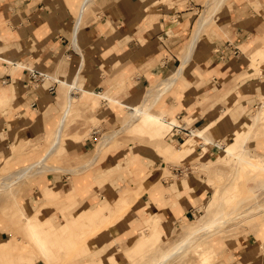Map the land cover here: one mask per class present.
<instances>
[{
  "label": "crops",
  "instance_id": "1",
  "mask_svg": "<svg viewBox=\"0 0 264 264\" xmlns=\"http://www.w3.org/2000/svg\"><path fill=\"white\" fill-rule=\"evenodd\" d=\"M208 1L176 0L170 7L160 3L153 11L155 0H0V104L11 100L8 109L12 110H0V165L9 160L10 165L22 166L51 147L52 131L63 118L67 97L70 113L75 89L77 99L90 95L81 101L80 108L83 113L96 109L87 116L98 120L106 133L123 123L128 106H133L130 103H137L138 93L184 65V79L167 89L156 111L177 120L193 118V128L217 120L211 138L223 143L236 134V140L227 146L238 150L237 142L244 140L239 130L264 92L262 75L253 73L257 61L264 57V0H229L224 20L212 18L191 49L198 19ZM12 67H16L13 72ZM30 69L45 72L46 80L32 85ZM91 127L93 121L68 125L69 134L79 136ZM99 135L100 130L95 129L69 141L62 157L64 164L74 166L94 158ZM251 142L264 143V135ZM23 143L27 148L40 147L17 155L14 146L22 147ZM198 148L203 149V145ZM210 148L221 146L216 143ZM127 150L112 148L104 158L99 153L84 172L45 173V181L63 194L81 188L78 199L85 207L95 208L114 199L128 185L133 176L129 167L136 155L146 166L159 164V154L151 145ZM122 151L130 157H119ZM107 175H112L109 181L99 185L97 180ZM195 182L186 183L197 185ZM143 202L144 215L159 212L151 197ZM177 204L168 206L164 221L191 220L196 215V204ZM177 208L180 213H176ZM259 247H263L261 239L253 235L238 247L235 259L258 264Z\"/></svg>",
  "mask_w": 264,
  "mask_h": 264
},
{
  "label": "rangeland",
  "instance_id": "2",
  "mask_svg": "<svg viewBox=\"0 0 264 264\" xmlns=\"http://www.w3.org/2000/svg\"><path fill=\"white\" fill-rule=\"evenodd\" d=\"M211 1L212 0L208 1L206 9L203 11L204 16L207 17L211 14V19L212 16L214 18L213 21L222 22L224 20V16L227 14L226 4L229 2V0H224V3L222 5H220V1L222 0H218L219 5L216 1V4H214V2H212V5L209 4ZM175 2L176 0H155V3L151 5L150 10L157 11V6L160 3H167L170 7ZM218 7L220 8L218 9ZM202 13L200 17L202 16ZM207 23L205 24V26L207 25ZM195 45L192 48H194ZM252 62L253 64L255 63V61ZM256 66L257 67H254L253 73H260L264 80V57L260 58L257 61ZM11 69L13 72L16 67H12ZM166 79H161L163 81L159 83H163ZM179 79H184L183 72L182 76ZM73 82L75 83L76 80H73ZM155 85L156 84L145 87L143 91H141V93L137 94V97L139 98H137V103H130V105L133 106H138L140 104L142 105L143 103L145 104V107L151 106V108H149L148 110L149 113L143 114L140 120L130 122L129 125L124 130H122L121 133H118L110 141V145L107 144L104 146L100 145V143L103 136H105V134H107L108 132L105 133L102 131V127L99 126L98 120L91 119L89 118V116H87V113L92 114L96 109L93 108L95 110H87L88 112L85 111L83 113L80 108L81 101L84 102L88 100L90 98V95L88 94V96L85 98H82L80 95L79 99H77L76 89L73 91V103L70 108V113L67 116L66 128L63 132L61 145L59 146L57 152L47 160V163L56 166V169L42 171L41 173L37 172L36 175L28 176L26 178L23 177L13 183L12 187H10L11 189H0L1 240L9 238L12 239V237H14L15 235H20V237L18 236L17 238H15V241L17 243L28 244L29 242H31L33 239V231L28 227V225H26L28 216L34 220L35 224L38 225L37 228H34L36 230L38 228L42 229L44 225L47 226L53 224V222L46 220L48 216L51 217L55 224L58 225L62 223L66 218L65 214L62 213V209L64 208L65 211H70L69 216L71 218H74L77 213L83 210H88L87 207H85L86 205H84L78 199L82 194L81 188L79 189L78 195L72 192L70 193L71 196L68 198H61L57 201L49 200L47 194H49L52 190L57 189H54L51 184L46 183L45 173L54 171L66 172V169L69 170L71 168H80L83 164H89L93 158L87 159L84 162L73 166L68 164L65 165L62 157L63 154H65V152L67 151L66 144L69 141H77L84 136L89 135L90 131H94L95 129H97L100 130V135L97 139V147L99 150L97 154L99 155V153H101V158H104L107 152L112 148L121 147V149L124 150L126 148L128 149V153L129 150H139L146 147L147 145L153 146L155 148V151L158 154L160 152L161 154H163V156L159 154L160 161L157 166L149 167L139 163L138 165L134 166V169L132 168V166L129 167V170L131 171L133 176L130 178L128 185L125 186L124 189L119 193H117L114 199H110V201L106 202L110 203V205L107 207L109 209H105L104 214L108 215L109 217L105 216L104 218H106L109 223H107V230L101 233L104 240V243L102 245L103 247L101 246L102 249H97L95 252H91L89 253V255L87 254L84 257H80L78 260L71 259L68 261H63L59 264H94L93 258L98 255L104 256L108 251H110V249L113 248L122 249L123 253L120 260H114L112 262L114 264H154L156 261H154L153 259L156 257V255L158 260V256L162 252H164L166 249L172 248L175 242L190 233V231L192 230L190 229L192 227V224H195V226L205 225L211 221V218L215 216H219L224 221L215 223L212 229L205 231L206 233L204 235H197L198 237L195 238V244L193 245V247L191 246L189 248L190 251L176 254L175 257H171L172 259H170L167 264H189L190 259L194 262V264H201L199 255L197 254L196 250L205 248L208 241H212V246L218 249L221 258L224 259L223 262L220 261L221 264H242L238 262L237 259H235L238 256L237 252L235 251H237L239 248L232 247V244L234 243L235 239L249 241V239L253 235H257V237L261 239V243L263 244V247H259V250H257V253L258 255H260L261 260L258 259L256 262L258 264H264V230L262 235H260V232L258 230V226L261 227L264 224V189L259 185L262 181H264V157H255L256 155H258V153H263L264 155V152H260L262 151L259 146L260 142H256V145L251 142L252 140L257 141L258 139H261V135H264V124L258 122L255 127L256 129H254V131L252 132V135L250 136V140L248 142L247 151L248 154L251 155L250 158L252 159H250L251 161L247 162L246 165L243 166L235 167V161L221 162L222 159L228 157L226 153L227 150L237 152L244 147L242 138L237 142L238 144L236 143L239 147L238 150H233L229 146H227V144L236 140V134L234 138L228 141H224L223 143L220 142V139L214 138L215 141L212 144H215V142L219 141V143H221L224 148L221 147L210 150L212 144L206 142L203 145V149L198 148L199 146H201L199 145L198 147L181 151L182 144L191 139L192 134H190L182 142L175 141V136L169 137V135L167 134L171 131L172 125L175 123H183L188 127H192L191 124H193L194 119L183 118V120H177L176 117L167 118L164 116V118L166 119L165 121L168 122L167 124L164 122V120H159L157 117L154 118L152 116L154 114L160 116L162 115L160 112L156 111V109L159 105L163 104V100L168 93L166 87H164L166 91L161 90V92H164H162L163 94L160 99H158V97L156 96L151 97L150 95V97H147L150 89ZM26 88L27 87L21 88L20 91H24ZM69 100L70 98L67 97V102L65 103L63 109L64 112H66L67 108H69ZM10 101L11 100L1 102L0 110L6 113L11 112L12 110L8 109L9 107H11L9 106ZM263 105L264 99L262 98V95H260L258 107L253 113H251V115H256L257 111ZM129 111L131 110L129 109L128 111H126L123 117V123L120 124V126L117 127L116 130L123 126V124L126 122V120L128 119V114L131 113ZM79 118L82 120H80ZM75 121H82L84 122V125H86L89 121H93V127H91L90 130L88 128L85 135H70V129L68 128V125L71 122ZM262 121H264V118ZM244 122L245 125L242 127V130L240 129V135H243L241 133L248 131L246 130L248 126L249 128H251L252 126V120L250 119V117H248ZM58 126L54 131H52L51 136L53 138L51 143H49L50 145L52 144L51 146H53L56 141ZM150 126H154L155 128H157L160 132V136H158L156 133L151 134L152 132H150L149 129ZM259 127L261 128L259 129ZM36 145L27 148V145L23 143V146L18 147L15 152L17 153V155H21L26 151H30L32 149L40 147L38 144ZM211 151L213 152L211 153ZM124 152L125 151H122L119 157L121 156L122 159L129 158L130 156L128 154H125ZM38 159L26 162L24 165L19 167L10 165L9 160H7L5 164L0 165V184H4L2 179L4 175L11 172H19L27 167H30V164H34V162H37ZM214 163H217V169L219 168L221 170L219 171L222 172L223 175H225V178L223 176L221 177V179L216 178L214 182L210 184V181L208 179V166ZM92 164L93 162L80 172H84V170L91 167ZM231 165H233V168L231 167ZM235 168L240 169L238 179L239 181L236 180L235 183L231 184V182L236 179V176L238 174V172L235 173V171H238L235 170ZM151 170L156 173V181H154L155 183L153 184H149L150 180L152 179L151 176H145ZM111 176L112 175H107L105 183L109 181V178ZM195 177H198L197 180ZM191 180L196 181L195 183H197V185L194 186V188H192L190 192H187L188 194L187 196H185L181 192L182 182H192ZM97 181L99 185H102V182L99 181V179ZM228 181L230 183H228ZM159 183L172 191L173 195L177 198L178 203L196 204V215L192 217L191 220L181 217L179 218L181 219L179 221H164L167 215V208L171 204L159 206V212H156L153 215H144L143 208L146 206V202L143 201L147 199V196L152 198V196L145 194L144 191L148 189V185H157ZM39 185L42 190L39 188ZM75 185H77V182ZM230 185L232 192L229 196H225L224 193L221 192L222 188L223 186L226 187ZM216 190L218 192L220 191L221 193L217 197L216 202L213 203V199L215 197L214 193ZM41 194L44 198L37 200L36 197ZM31 195L33 196L32 198H34L33 200H31ZM123 195H125L126 198ZM121 198L127 199L126 201H128L129 204L125 205L124 213H121L120 215L113 214V210L116 209L117 202ZM139 203L140 205L138 206ZM63 206L64 208H62ZM111 209L113 210L111 211ZM175 210L176 213L181 212L180 208H177ZM219 210H225V213L220 214ZM157 214H159L160 217ZM39 215L43 216L40 217ZM141 218H143V220H141ZM133 224L136 226L137 230L136 234L133 233L132 236ZM155 224L158 225V228L164 234L163 241L160 240L156 242V245L161 244V247L158 249L157 247H159V245L155 247L156 245L153 244V246L151 245L147 247H139L138 245H136L139 238H144L145 236L151 235ZM51 228L55 230V225H53V227ZM11 231L12 233H10ZM60 231L61 230L58 227V232ZM203 232L204 230H200L196 234ZM1 234H4L5 236L2 237ZM110 240L113 241V243H111ZM199 243H201L202 245L198 246ZM124 251H127L128 253H124ZM33 264L46 263L44 261L38 260Z\"/></svg>",
  "mask_w": 264,
  "mask_h": 264
},
{
  "label": "bare ground",
  "instance_id": "3",
  "mask_svg": "<svg viewBox=\"0 0 264 264\" xmlns=\"http://www.w3.org/2000/svg\"><path fill=\"white\" fill-rule=\"evenodd\" d=\"M215 1L219 5V2L217 0H214V1L212 0L209 4L212 5V2H214V4H216ZM223 3H224V0L220 1V5H222ZM219 8L220 7H218V9ZM206 12H208V11H206ZM212 18H213V16H212ZM210 20H211V14L208 15L207 17H205L204 12H203L202 16L198 20L196 31H195L193 39L190 43L191 49H192L193 45L195 44L196 40L201 35L205 24ZM184 66H181L175 73H172L171 76H169L163 83H161V84L159 83V84H156L155 86H153L150 89V92L148 93L147 97L156 96V97H158V99H160V97L163 94L162 92H164V91L161 92V90H165L164 87H166V90H167L169 87L174 85L179 80V78L182 76ZM261 95H262V98L264 99V92ZM128 107L131 110V111H129L131 113L128 114V119L126 120V122L119 129L113 130V131L105 134V136L102 138L100 145L104 146V145L109 144L110 141L118 133H121L122 130H124L129 125L130 122L140 120L142 118V115L149 113L148 110H149V108H151V106L145 107L144 103L142 105L140 104L138 106H128ZM68 111H69V108H67L66 112L63 115V118L60 121V124L58 126V131H57V138H56V141L53 144V146H51L47 150V152H45V154H43L38 159L37 162H34V164L31 163L30 167H27V168H25L19 172H11V173L4 175L2 178L4 184H0V189H9L10 187H12L13 183H15L17 180H19L23 177L26 178L28 176L36 175L37 172L41 173L42 171H46V170H50V169H56V166L48 164L47 160L53 154H55L57 152L59 146L61 145L63 132H64V129H65V126L67 123V116L69 113ZM152 116L154 118L157 117L159 120H164V122L168 124V122L165 121L166 119L164 118V116H162V115L160 116L157 114H154ZM249 117L252 120V126H251V128H249V126L247 127V129L245 128L246 130H248V131H245L246 135H245V132L241 133V134H243L242 136L244 139L243 140L244 147L241 150H239L238 152H236V151L234 152L232 150H227L226 153H227L228 157L225 159H222L221 162L235 161L234 166L236 167V166L246 165L247 162L251 161L250 160V159H252V158H250L251 155H249L247 152L248 151V142L250 140V136L252 135V132L254 131V129H256L255 128L256 125L258 124V122L262 121L264 118V105L257 111L256 115H254V116L251 115ZM216 122H217V120H214L212 123L208 124L207 126L201 128V129L194 128L192 130V133H191L192 134L191 139L187 140L185 143L182 144L181 151H185L186 149L189 150L191 148L198 147L199 145H204L206 142L210 143V144L214 143V140L210 136V132H211L212 127L216 124ZM238 128L235 129V132ZM149 129H150V132H152L151 134L156 133L158 136H160L159 130L157 128H155L154 126H152V127L150 126ZM241 130H239V131H241ZM19 143H20V141H19ZM216 143L220 144V146L222 148H224V146H222L221 143L215 142V144ZM259 146H260V149L262 150L260 152H264V143H260ZM17 148H18V146L15 145L14 146L15 151ZM159 154L161 156H163V154H161L160 152H159ZM97 156H98V154L92 159V161L90 163L94 162L96 160ZM258 156L259 157L261 156V158L264 157L263 153H258V155H256L255 157L257 158ZM139 163H141L140 159H139V155H136L131 160L132 168L134 169V166L138 165ZM89 164H83V165H81L80 168H71L69 170L68 169H66V170L72 171L74 173H79L80 171H82L83 169L88 167ZM216 165H217V163H214V164H211L208 166L209 167L208 179L210 181V184L213 183L216 178L221 179L222 176L223 177L225 176L222 174V172H220L221 170L219 168L217 169ZM231 167L233 168V165H231ZM235 170H238V171H235V173L238 172V174H237L238 177L236 176V179L233 180V182H231V184L235 183L236 180L239 179L240 169L235 168ZM149 175L152 178L150 180L149 184L155 183L154 181H156V173L153 170H151L145 176L148 177ZM243 175H245V174H243ZM106 177L107 176L99 179V181L102 182L101 183L102 185L106 182L105 181ZM197 178H196V180H197ZM228 183H230V182L228 181ZM225 184H226V182H225ZM133 185H135V184H133ZM259 185L264 189V181H262L261 184H259ZM194 186H196V185L188 184V183L183 181L182 185H181L182 191L181 190L180 191L183 193V195L187 196V194H188L187 192H190V190L192 188H194ZM219 186H221V185H219ZM72 192L75 193L76 195H78L79 189L77 190V189L73 188L72 190L66 192L65 194H63L59 190H52L47 195H48L49 200L57 201V200H60L61 198L70 197L71 196L70 193H72ZM144 192H145V194L152 196L153 200L159 206H163L165 204L178 205L177 204L178 200L173 195L172 191L170 189H168L167 187L162 186L160 183L157 185H148V189L145 190ZM221 192L224 193L225 196H229L230 193L232 192L231 191V185L226 186V187L223 186ZM221 192L220 191L218 192L217 190L215 191V193H214L215 197L213 199V203L216 202L217 197L220 195ZM127 195H128V193H127ZM123 196L126 198L125 195H123ZM125 198L119 199V201L117 202V207L115 210L111 209V211L112 210L114 211L113 214L120 215L121 213L125 212V205L129 204L128 201H126L127 199H125ZM109 205H110V203H106V204H100V205L96 206L95 208L87 207V209L89 211L83 210V211L77 213L74 218H71L69 216L70 211L69 212L65 211L64 210L65 208L63 206L62 208H64V209H62V213L65 214V217H66L65 220L62 223L57 225L51 219V217L48 216L46 218V220L53 222V224L47 225V226L44 225L42 227V229L38 228L39 230L34 229V228H37L38 225L35 224L34 220L28 216V219L26 221V225H28V227L30 229H32V231H33L32 232V238H33L32 241L29 242L28 244L17 243L15 241V238H17L18 236L20 237V235H18V236L13 235L14 237H12V239L9 238V239H5V240H1L0 241V264H33V263H36V261H38V260L44 261L46 264H59L63 261H68L71 259L78 260L80 257H84L87 254L89 255V253H91V252H95L98 249V247L102 246L104 243V240H103L101 233L103 231L107 230V227H108L107 223H109V222H108V220H106V218H104L105 216H108V215L104 214V211ZM107 209H109V208H107ZM219 212H220V214H223V213H225V210L224 211L219 210ZM157 215L160 217L159 214H157ZM39 216L42 217L43 215H39ZM141 220H143V218H141ZM222 221H224V220L221 219L219 216H215V217L211 218V221L205 225L195 226V224H192V227L190 228L192 230L190 231V233H188L186 236H184L183 238H181L177 242H175L173 244L172 248L166 249L164 252H162L158 256V260H157V255H156V257L153 259L154 261H156L154 264H167V262L170 259H172L171 257H173V256L175 257L176 254L183 253L186 251H190L189 248L191 246L193 247V245L195 244V238L198 237L197 235H200V234L204 235L206 233L205 231L212 229L215 223L222 222ZM53 225H55V230L51 228V227H53ZM263 225L261 227L258 226V230L260 232V235H262L263 230H264ZM58 227L61 230L60 232H58ZM215 227H217V226H215ZM136 230H137V228L133 224L132 236H133V233L136 234ZM200 230H204V232L196 234ZM10 233H12V231ZM163 236H164V234L158 228V225L155 224L153 227V231H152L151 235L145 236L144 238H139L136 245H138L139 247H144V246L147 247V246H151L152 244L156 245L157 241H160V240L163 241V239H164ZM197 239H200V238H197ZM244 241L245 240L235 239L234 243L232 244V247L238 248L239 246H241L244 243ZM110 242L113 243V241H111V240H110ZM206 244H207V246H205V248H200V249L196 250V252L200 258V263L201 264H221L220 261L223 262L224 259L221 258L220 253L218 252V249H216V248H214V246H212V241H208ZM157 245H159V244H157ZM157 245L155 247H157ZM200 245H202V244L199 243L198 246H200ZM160 247H161V244L157 248L159 249ZM124 253H128V252L124 251ZM122 254H123L122 249H114V248L110 249V251H108L106 253V255H104V254H103L104 256L98 255L95 258H93L94 264H109V263L114 264L112 262L114 260H116V261L120 260ZM189 264H194V262L191 261V259H190Z\"/></svg>",
  "mask_w": 264,
  "mask_h": 264
},
{
  "label": "built area",
  "instance_id": "4",
  "mask_svg": "<svg viewBox=\"0 0 264 264\" xmlns=\"http://www.w3.org/2000/svg\"><path fill=\"white\" fill-rule=\"evenodd\" d=\"M30 71H31L30 83L32 85L39 84L47 77V74L43 71L37 69H30ZM192 130L193 127H188L187 125L184 124H173L171 131L167 135H169L170 137L175 136L174 139L182 140L188 137L192 133Z\"/></svg>",
  "mask_w": 264,
  "mask_h": 264
}]
</instances>
